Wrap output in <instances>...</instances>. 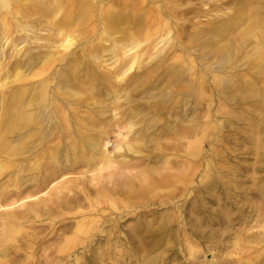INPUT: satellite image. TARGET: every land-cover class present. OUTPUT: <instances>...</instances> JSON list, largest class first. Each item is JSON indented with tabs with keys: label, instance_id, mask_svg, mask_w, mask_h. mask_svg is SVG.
<instances>
[{
	"label": "bare ground",
	"instance_id": "6f19581e",
	"mask_svg": "<svg viewBox=\"0 0 264 264\" xmlns=\"http://www.w3.org/2000/svg\"><path fill=\"white\" fill-rule=\"evenodd\" d=\"M213 1L230 7L221 12L215 6L217 11L209 20L215 23L196 29L183 43L180 40L183 21L189 19L184 18L190 13H194L191 18L198 16L190 6L192 0H0V71H3L0 87L27 77L35 78L43 74L40 68L43 71L54 64L62 63L68 68L80 66L84 55L80 57L70 48L80 44L97 22L100 26V29L96 27L98 40L108 45L89 49L87 57L109 67L102 72L84 74L95 76L107 88L116 87L115 81H123L124 88H119L124 91L151 78L158 83L165 80L169 87L181 85L188 91L196 88L197 93L192 97L196 99L194 109L201 107L207 91L221 94L229 84L234 86V91L244 90L247 95L257 91L258 97L264 98V4L258 0ZM113 34L118 36L114 38ZM250 44L253 51L248 55L246 49ZM195 51H198V61L191 57ZM240 67L252 74L250 83L248 75L236 73ZM131 69L133 72L128 75ZM44 81L35 79L29 85L22 83L7 98L2 97L0 103V156L8 157L5 161L11 171L19 170L0 188V264H9L19 257L14 252V260L4 259L11 251L7 252L5 247L10 225H21L20 220L30 222L40 216L52 219V214L63 210L84 217L75 221L78 233L72 232L69 217L52 219L53 225L57 223L53 229L39 226L38 245L48 238L61 239L68 232L73 235L68 247L60 246L56 254L54 250L50 256L38 257L31 264H67V258L77 251V246L84 248L89 237L100 239L103 232L109 235L107 241L117 242L119 236L115 235L114 223L109 231H98L95 227L97 222L106 224L115 217L113 209L118 204L115 196L130 197V189L139 196L143 193L160 196L156 191L159 187L169 188L163 194L165 200L175 197L192 181L190 178L199 166V145L204 134L216 126L204 122L200 114L192 116L189 123H183L180 118L174 120L177 144L165 145V149L179 150L185 144L190 148L186 153L189 162L178 166V171L168 165H148L145 158L157 162L164 153L152 150L140 153L139 132H132L135 115L124 124L122 120L111 119V123L102 125L96 116L77 114L74 106L69 105L70 96L55 89L50 93V80ZM257 82L263 83L262 89L255 88ZM56 83L60 89V81ZM211 93L208 95L213 98ZM176 94H179L177 90ZM42 109H48V114ZM110 124L126 128L127 133L132 132L134 136L131 141L121 140L116 144L115 150L124 149L118 154L121 158L117 164L104 148ZM160 128L169 130L168 126ZM128 152L139 153L143 159L140 164L146 163V166L132 172L129 168L138 163L130 162ZM61 156H64L62 161ZM161 162L165 164L168 160ZM3 166L2 162L0 169ZM83 167L85 171L76 172L80 176L56 183L59 177ZM88 171L95 174L87 178L84 174ZM19 173L31 176L21 181ZM87 179L96 180V184L87 185ZM202 189L199 186L196 191ZM102 203L112 208L100 210ZM7 206L11 208L6 212L2 208ZM20 207L24 209L16 210ZM195 208L197 213L201 210L199 206ZM93 210L100 219L88 217ZM138 213L145 215L147 210Z\"/></svg>",
	"mask_w": 264,
	"mask_h": 264
},
{
	"label": "rangeland",
	"instance_id": "374dc122",
	"mask_svg": "<svg viewBox=\"0 0 264 264\" xmlns=\"http://www.w3.org/2000/svg\"><path fill=\"white\" fill-rule=\"evenodd\" d=\"M104 1L106 0H101ZM258 1L264 4V0ZM218 4L220 1L192 0L190 6L194 7L198 16L191 18L194 13H190L184 18L189 19L183 21L184 32L180 37L183 43L187 42V38L196 29L215 23L209 21L217 11L215 6L221 12L228 11L230 7ZM257 6L260 7L261 3ZM96 27L100 29L97 22L80 40V44L70 48L77 51L80 57L84 55L80 66L68 68L61 63L43 71L40 68L42 75L27 77L0 87V103L2 97L7 98L16 87L23 85L22 83L29 85L35 79L45 80L44 82L50 80V93L53 89L58 93L62 91L67 97L70 96L69 105L74 106L77 114L88 113L90 116H96L102 125L111 123V119L122 120L124 124L126 119L135 115L136 124L132 132H139L140 153H148L151 150L164 153L157 162L148 158H145L144 162H148V165H168L174 171H178L181 164L185 166L190 158L186 155L190 148L185 147V144L179 150L165 149V145L177 144L173 132L177 127L172 125L174 120L180 118L183 123H189L192 116L200 114L204 122L209 121L211 125L216 126L211 132L204 134L199 145V166L190 178L192 181H188L183 191L167 200L163 194L169 188L159 187L156 191L160 196H156V193H143L139 196L131 189L128 195H131L130 197L126 194L115 196L118 200L116 209H113L115 217L106 224L97 222L95 227L98 231H109L114 223L115 235L119 236V240L107 241L109 235L105 232L101 233L100 239L89 237L87 246H77V251L67 258V264H264V98H259L256 90V93L248 91L249 95L244 90L234 91V86L229 84L221 94L207 91L203 94L201 107L194 109L196 99L192 97L197 93L196 88L188 91L187 87L181 85L169 87L165 80L158 83L151 78L145 83L132 85L130 89L127 87L124 91L119 88H124L123 81H115L116 87L107 88L95 76L84 74L102 72L109 67L87 57L89 49L108 45V42L98 40ZM112 36L115 38L118 34ZM199 44H202V40ZM252 46L253 44H250L246 49L248 55L253 51ZM8 52L11 54L12 49ZM194 54H191V57L196 58V61L200 60L198 51ZM85 66L90 69L83 68ZM2 72L0 71V74ZM132 72L131 69L128 75ZM236 73L248 75L250 83L249 77H252V74L248 69L240 67ZM56 81H60V89H57ZM254 86L262 89L263 83L257 82ZM114 89H117V92H114ZM230 93L233 94L230 96ZM47 110L42 109V112L48 114ZM161 126H168L169 130L163 131ZM132 132L127 133L126 128L119 129L117 125L110 124V133L105 136L108 143L104 148L116 164L121 158L118 154L123 153L124 149L117 151L115 146L121 140L131 141L134 137ZM127 155L130 162L138 163L134 168H129L132 172L146 166V163L140 164L143 159L139 153L128 152ZM63 158L64 156H61L60 160ZM6 159L8 157L5 155L0 156V164L4 163L3 169H0V188L19 171H11L12 168L8 167ZM163 160L168 162L163 164ZM80 171H85V167L76 169L70 175L59 177L56 183L59 184L68 177L80 176L76 174ZM19 174L21 181L31 176ZM92 174L95 172L88 171L84 176L89 178ZM86 184L91 186L96 184V180L87 179ZM199 186L203 188L200 192L196 191ZM195 206L201 209L198 213ZM99 207L100 210L112 208L107 203H102ZM9 208L11 207L7 206L2 209L7 212ZM21 209L24 207L16 210ZM144 210H147L145 215L137 214ZM69 213V210H63L59 214H52V219L69 217L72 232L78 233L75 221L84 217ZM91 213L88 217L100 219L96 210ZM52 219L40 216L30 222L20 220L21 225H10L11 232L7 235L5 247L7 252L11 251L4 259L14 260L13 254L16 252L19 257L9 264H31L38 257L50 256L54 250L56 254L58 249H61L60 246L68 247L73 235L71 232L63 234L61 239L48 238L38 245V237L41 235L39 226L53 229L57 223L53 225ZM84 254L87 257L82 258Z\"/></svg>",
	"mask_w": 264,
	"mask_h": 264
}]
</instances>
